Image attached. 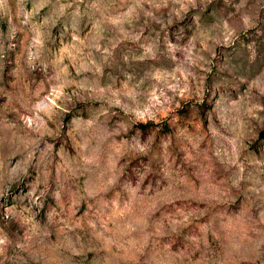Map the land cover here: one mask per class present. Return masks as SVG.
Instances as JSON below:
<instances>
[{
	"label": "rangeland",
	"instance_id": "rangeland-1",
	"mask_svg": "<svg viewBox=\"0 0 264 264\" xmlns=\"http://www.w3.org/2000/svg\"><path fill=\"white\" fill-rule=\"evenodd\" d=\"M0 264H264V0H0Z\"/></svg>",
	"mask_w": 264,
	"mask_h": 264
},
{
	"label": "trees",
	"instance_id": "trees-1",
	"mask_svg": "<svg viewBox=\"0 0 264 264\" xmlns=\"http://www.w3.org/2000/svg\"><path fill=\"white\" fill-rule=\"evenodd\" d=\"M149 124H141L142 127L146 128Z\"/></svg>",
	"mask_w": 264,
	"mask_h": 264
}]
</instances>
